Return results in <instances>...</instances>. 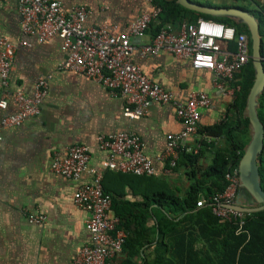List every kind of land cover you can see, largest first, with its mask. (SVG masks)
Here are the masks:
<instances>
[{"label": "crops", "instance_id": "0c3cea01", "mask_svg": "<svg viewBox=\"0 0 264 264\" xmlns=\"http://www.w3.org/2000/svg\"><path fill=\"white\" fill-rule=\"evenodd\" d=\"M60 1L66 12L86 6L91 11L87 27L105 25L116 28V34L129 32L132 24L151 8L150 0ZM193 1L213 7L264 10V0ZM18 5L19 0L0 1V38L17 46L7 89L8 107L0 108V264H74L79 251L91 242L86 229L89 213L74 205V193L80 184L92 178L85 174L75 181L55 175L52 172L55 154L64 153L73 145H86L91 149L90 167L101 169L108 154L98 148L99 136L132 132L141 137L147 156L154 162V177L179 189L183 196L190 185L185 168L181 166L169 172L160 160L168 137L180 132L182 124L173 104L153 103L148 115L131 120L124 115V98L112 96L108 89L83 75L62 71L60 65L67 57L62 40L56 37L41 42L24 35ZM154 37L150 27L139 44H150ZM22 41L31 46H22ZM133 60L154 83L172 91L179 102H186L192 92L210 96L212 105L201 110L199 128L225 117L232 100L214 87L212 73L194 70L189 60L176 58L166 51L146 59L135 52ZM41 77L47 80L48 94L40 115L17 127H3L2 119L18 110L16 94L32 97ZM3 93L0 78V100ZM205 138L197 134L187 145L198 151L200 141ZM206 141L215 147L227 146L224 138ZM211 155L207 151V161ZM135 190L126 187L122 201L142 202L143 188L137 186ZM36 216L46 219L32 223L30 220ZM154 224V219L148 222L150 227ZM159 250L157 237L139 240L122 249L112 264H124L132 256L137 264H155ZM172 258L166 252V260Z\"/></svg>", "mask_w": 264, "mask_h": 264}, {"label": "built area", "instance_id": "2783aa9c", "mask_svg": "<svg viewBox=\"0 0 264 264\" xmlns=\"http://www.w3.org/2000/svg\"><path fill=\"white\" fill-rule=\"evenodd\" d=\"M150 2V10L132 24L129 32L123 34H116V28L105 25L87 27L86 22L91 15L89 8L77 6L66 12L60 0H19L18 11L24 35L36 37L41 42L60 38L63 51L67 53L60 69L83 75L108 89L112 96L124 98V115L127 118L138 120L148 115L153 103L175 106L182 130L168 137L165 152L160 158L170 172L176 167L181 152L192 151L187 142L198 134L201 110L210 108L212 100L204 92H192L186 102L177 101L172 91L154 83L144 74L141 66L134 62L133 54L137 52L142 59H146L166 51L176 58L189 60L194 70L212 73L214 87L233 101L240 87L232 84L236 74L251 60L250 43L248 35L238 33L234 27L201 18L195 23L183 20L177 27L165 24L150 44L140 45L162 13L155 0ZM21 45L31 46L27 41H22ZM16 50L15 44L0 38V78L4 90L0 108L3 110L8 107L7 89ZM47 94V80L41 77L32 97L16 94L18 110L4 117L1 125L17 127L27 119L40 115ZM98 148L108 154L101 169L90 167L91 149L86 145H73L64 153H56L52 164V172L57 176L75 181L81 180L85 174L92 178L90 182L80 184L74 193V205L89 213L86 229L91 235L90 244L79 251L74 264H112L126 243L127 234L119 228L120 219L113 212V196L103 187L105 172L116 170L149 177L156 173L153 160L145 152L143 140L135 133L102 134L98 138ZM227 181L229 186L226 191L214 195L209 205L217 217L235 221L241 231L246 215L251 213L228 207L240 201L239 167L232 168L227 174ZM199 204L203 206L206 200H201ZM45 219L44 216H36L30 221L42 223Z\"/></svg>", "mask_w": 264, "mask_h": 264}, {"label": "trees", "instance_id": "16d2710c", "mask_svg": "<svg viewBox=\"0 0 264 264\" xmlns=\"http://www.w3.org/2000/svg\"><path fill=\"white\" fill-rule=\"evenodd\" d=\"M155 4L162 8V13L159 20L151 26L154 35L165 24L178 25L183 20L195 23L201 18L214 20L234 27L238 33L248 35L252 55V40L246 25L232 18L213 17L188 10L179 5L177 0H155ZM241 9L248 11L259 21L264 66V10ZM254 82L255 69L250 60L236 74L232 86H239L240 90L227 106L225 117L218 123L198 130L199 135L211 138L212 142L224 138L227 143L225 148L215 147L205 138L200 141L198 151L194 149L181 152L174 170L184 167L190 182L183 196L179 194V189L154 176L106 171L103 187L113 196V211L120 219L119 228L127 234L123 250L139 240L150 241L151 237H157L160 255L155 264H264V210L246 215L245 224L239 231V225L235 221L220 219L209 205L214 195L226 191L229 186L227 174L232 168L239 167L251 140L246 108ZM257 113L264 126V92L258 98ZM207 151L212 154L209 161L206 160ZM259 170L264 190V150L259 156ZM137 186L143 188L140 192L143 201H122L126 187L135 190ZM201 200H206V204L200 206ZM152 219L155 224L150 227L148 222ZM166 252H170L173 258L166 260ZM124 264L137 263L132 256Z\"/></svg>", "mask_w": 264, "mask_h": 264}, {"label": "water", "instance_id": "95a60500", "mask_svg": "<svg viewBox=\"0 0 264 264\" xmlns=\"http://www.w3.org/2000/svg\"><path fill=\"white\" fill-rule=\"evenodd\" d=\"M182 7L213 17H228L248 27L252 40L251 60L255 69V82L247 99V112L250 120L251 140L247 145L239 164L241 193L240 201L228 207L246 213L264 210V190L261 185L259 156L264 150V126L257 113L258 98L264 92V66L261 57L262 36L259 32L258 19L240 7H213L193 0H177Z\"/></svg>", "mask_w": 264, "mask_h": 264}]
</instances>
